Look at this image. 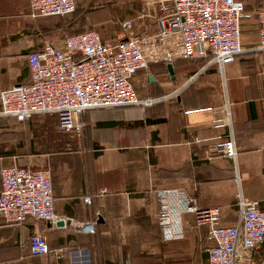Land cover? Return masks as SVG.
Returning <instances> with one entry per match:
<instances>
[{
    "label": "crops",
    "instance_id": "1",
    "mask_svg": "<svg viewBox=\"0 0 264 264\" xmlns=\"http://www.w3.org/2000/svg\"><path fill=\"white\" fill-rule=\"evenodd\" d=\"M162 1L75 0L72 15L34 17L29 0H0V92L29 82V53L47 42L60 48L71 33L94 29L104 41L154 36ZM240 1L249 16L242 26L244 52L223 67L211 56L150 64L132 84L139 99L157 101L151 106L86 111L79 115L78 137L59 132L51 115L21 123L0 116V168L48 169L56 214L86 226L80 231L33 219L20 224L0 219V264H76L70 252L79 249L90 252L91 264L206 263V231L191 215L183 217L181 241L163 242L157 189H181L201 208H219L224 225L238 222L239 196L264 210V52L256 48L254 17L263 0ZM130 19L133 28L126 35L119 25ZM226 108L231 128L214 127L212 120ZM230 130L235 164L209 153ZM87 196L90 204L83 202ZM35 234L46 237L50 254H30L28 241ZM263 260L264 240L248 263L238 264Z\"/></svg>",
    "mask_w": 264,
    "mask_h": 264
},
{
    "label": "built area",
    "instance_id": "2",
    "mask_svg": "<svg viewBox=\"0 0 264 264\" xmlns=\"http://www.w3.org/2000/svg\"><path fill=\"white\" fill-rule=\"evenodd\" d=\"M29 9L34 17H65L75 12L76 4L75 0H29ZM158 10L161 14L155 17L154 36L132 34L123 40L104 41L98 31L90 29L66 36L60 48L47 42L41 50L29 53L30 80L0 92V116L21 123L32 116L51 115L59 132L78 137L82 131L79 115L86 111L148 107L157 102L139 99L132 84L134 75L148 70L150 64L211 56L213 63L223 67L244 52L242 26L249 16L240 0H163ZM254 17L258 27L256 48L264 52V0ZM119 26L127 35L133 21H122ZM173 35L175 39L168 42ZM212 124L230 129L229 109ZM209 153L235 164L237 148L232 131L211 144ZM0 183V219L4 222L20 224L33 219L85 230V224L56 214L48 169L15 164L1 167ZM155 195L163 242L183 239L185 215L193 216L195 226L205 229L204 264L248 263L252 251L264 240V210L256 201L239 196L238 222L224 225L219 208H201L181 189H157ZM83 202L90 204V197H84ZM87 231L94 233L93 228ZM28 249L32 256L51 253L42 234L29 238ZM70 257L77 260L76 264H91L88 250L70 252Z\"/></svg>",
    "mask_w": 264,
    "mask_h": 264
},
{
    "label": "rangeland",
    "instance_id": "3",
    "mask_svg": "<svg viewBox=\"0 0 264 264\" xmlns=\"http://www.w3.org/2000/svg\"><path fill=\"white\" fill-rule=\"evenodd\" d=\"M161 103V102H159ZM41 116V115H40ZM32 145H30L29 143L27 144V151L28 152H32V149H31Z\"/></svg>",
    "mask_w": 264,
    "mask_h": 264
},
{
    "label": "water",
    "instance_id": "4",
    "mask_svg": "<svg viewBox=\"0 0 264 264\" xmlns=\"http://www.w3.org/2000/svg\"><path fill=\"white\" fill-rule=\"evenodd\" d=\"M167 69H168V71H169L170 73H172V66H171V65H168V66H167ZM59 225H62V223H59Z\"/></svg>",
    "mask_w": 264,
    "mask_h": 264
},
{
    "label": "trees",
    "instance_id": "5",
    "mask_svg": "<svg viewBox=\"0 0 264 264\" xmlns=\"http://www.w3.org/2000/svg\"><path fill=\"white\" fill-rule=\"evenodd\" d=\"M72 15V14H71ZM85 31H87V30H85ZM80 32H84V31H80ZM80 32H78V33H80ZM74 34H77V32H75V33H71V34H69L68 36H70V35H74Z\"/></svg>",
    "mask_w": 264,
    "mask_h": 264
}]
</instances>
